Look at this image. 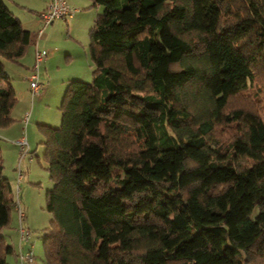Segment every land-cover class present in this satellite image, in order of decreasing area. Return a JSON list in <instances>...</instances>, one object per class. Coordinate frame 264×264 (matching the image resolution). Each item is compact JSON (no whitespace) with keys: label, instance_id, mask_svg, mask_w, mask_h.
Wrapping results in <instances>:
<instances>
[{"label":"trees","instance_id":"16d2710c","mask_svg":"<svg viewBox=\"0 0 264 264\" xmlns=\"http://www.w3.org/2000/svg\"><path fill=\"white\" fill-rule=\"evenodd\" d=\"M90 1L91 80L67 82L58 127L37 124L44 263L264 262V118L247 98L264 84V0ZM35 36L0 0V129L17 101L4 63ZM2 172L0 264H17Z\"/></svg>","mask_w":264,"mask_h":264},{"label":"rangeland","instance_id":"374dc122","mask_svg":"<svg viewBox=\"0 0 264 264\" xmlns=\"http://www.w3.org/2000/svg\"><path fill=\"white\" fill-rule=\"evenodd\" d=\"M4 1L8 3L7 0ZM84 1L88 3V6H82L81 4L78 6L80 7L81 13L85 12L88 18L90 17L91 20L88 26L85 28L77 27L72 31H67L71 23L63 18L55 19L52 25L54 28L53 34L55 35L52 42L56 45L59 56L56 60L58 64H53L54 70L49 72L51 77L54 76V79L44 82L45 89L49 88V92L43 95L45 89H41L39 93L32 96L26 78L15 76L14 79H12L17 90V101L13 114H16L17 117H20V115L22 117L26 111L30 110V120L26 125L29 153L26 154L19 163V148L11 143L14 139L0 138V143L4 145L2 151L0 150V158L3 165L2 173L11 183L14 199L17 198L19 200L25 214L24 224L30 229V240L34 244L35 264H42L43 262L41 236L49 227L51 220L50 213L44 207L45 193L52 186V182L48 177V172L43 162L44 146L41 143L43 137L37 124L46 123L58 127L60 125L61 113L59 104L67 82L71 79H80L83 81L91 80L88 31L94 21L95 15L102 11V7L89 6L91 1ZM11 9L16 16L22 17L23 13H21L19 9L15 7ZM85 55L87 56V61H85ZM78 63H81L84 67V74L81 72L83 76H70L74 75L72 70L76 69L75 65ZM247 94V98L257 104L255 106L258 107L261 116L264 118V84L258 77L253 81V85L250 91H247ZM235 103L246 104L240 99L236 100ZM24 109H26V111ZM20 124L22 126L21 119ZM18 170H20L22 174L19 180H17ZM11 224V227L17 225V212L14 205L11 208ZM4 230L6 231L8 228ZM7 238H9L8 235ZM257 264H264V262L259 261Z\"/></svg>","mask_w":264,"mask_h":264},{"label":"crops","instance_id":"0c3cea01","mask_svg":"<svg viewBox=\"0 0 264 264\" xmlns=\"http://www.w3.org/2000/svg\"><path fill=\"white\" fill-rule=\"evenodd\" d=\"M7 1H8V3H6V4L11 11H12L11 8L15 7V8L19 9V11L21 13H23L21 18L17 16L18 18H20L23 27L33 31L36 34L34 43L28 48L27 53L24 55V57H22L20 59V62H8L7 61L4 63L5 69L7 70L8 74L10 76V79H9L10 83L14 87L15 92H17L16 87L14 86L15 83L12 79H14L15 76H18L19 78H26L27 79L30 68L33 64L34 49L38 48L40 50H43L47 55L46 60L40 65V68H39V81L42 83V88L44 90L45 89V83L44 82H48V81L54 79V76L51 77L49 72L54 70L53 64H58V61H56V60L58 59V56H59L58 51L56 49V45H54V43L52 42L53 37L55 36L53 34L54 28L52 26L54 24V20L50 24L44 25L39 18L40 12L46 10L50 0H7ZM66 1L73 7L78 6L79 4H81L82 6H88V3L85 2L84 0H70V1L66 0ZM91 5H92V3L90 2L89 6H91ZM95 6H98V5H95ZM74 8H78V10L75 11L70 18L66 19V21H68V22L70 21V23H71L67 31H72L73 29H75L77 27L78 28H80V27L85 28L86 26H88L89 21L91 20L90 17L88 18L87 13H85V12L81 13L80 12L81 10H80L79 6L74 7ZM94 19H95V17H94ZM39 29L42 30L40 34H38ZM83 51H85V50H83ZM85 61H87L86 55H85ZM75 68L76 69L72 70L74 72L73 73L74 75H70V76H83V75H81V72H82V74H84L83 65L81 63H78L75 65ZM46 80H48V81H46ZM16 84H17V81H16ZM47 92H49V88L45 89L43 95H46ZM14 108H15V106H14ZM14 108L12 109L11 113H12V117L15 119V121L10 126L0 129V138L15 139L21 133V129H22V126L20 124L21 115H20V117H17L16 114L14 115L13 114ZM24 110L26 111V109H24ZM29 120H30V116H29ZM29 120H28V122H29ZM3 146H4L3 143H0V150L1 151H2ZM3 233L6 236L8 235V237H9V238H7L8 243H10L14 247V249L16 250L17 244H18L16 225L15 226L13 225V227H11V226L8 227V230H6V231L3 230ZM30 244H32L34 246V244L32 243V241L30 240V237H29L28 241L22 243V248H26ZM42 264H45L44 260H43Z\"/></svg>","mask_w":264,"mask_h":264},{"label":"built area","instance_id":"2783aa9c","mask_svg":"<svg viewBox=\"0 0 264 264\" xmlns=\"http://www.w3.org/2000/svg\"><path fill=\"white\" fill-rule=\"evenodd\" d=\"M78 8L71 6L66 0H50L46 10L40 12L39 18L44 25L51 23L53 20L58 18L67 19L70 18ZM42 30H38V34ZM46 53L43 50L38 48L34 49L33 52V64L30 68L29 74L27 76L29 90L31 94H37L42 88V85L39 81V68L40 65L46 60ZM29 120V112H25L21 117L22 129L20 135L13 141L14 144L19 148L20 160L29 152V144L26 136V125ZM22 177L21 171L18 170L19 180ZM14 207L17 212V226L16 232L18 235V244H17V264H35L34 262V250L33 245L30 244L26 248H22V243L28 241L31 231L30 229L23 224L24 213L21 208L19 200L16 198L14 202Z\"/></svg>","mask_w":264,"mask_h":264}]
</instances>
